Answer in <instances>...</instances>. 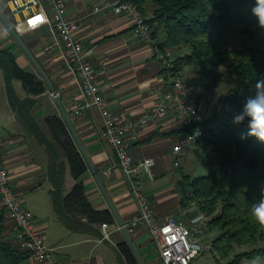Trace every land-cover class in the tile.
<instances>
[{
  "label": "crops",
  "instance_id": "crops-1",
  "mask_svg": "<svg viewBox=\"0 0 264 264\" xmlns=\"http://www.w3.org/2000/svg\"><path fill=\"white\" fill-rule=\"evenodd\" d=\"M14 1L21 0H0V14L13 28L15 22L22 20L25 15L21 12H11ZM101 1L64 0L66 19L76 20L80 24L75 35L95 67L100 89L109 108L127 118L138 117L148 111L154 100L167 90V78L155 57L154 46L155 42L164 41L165 33L161 28H157L153 33V42L141 43L132 33L131 23L126 15L114 14L111 11L96 14L91 12V6ZM144 11L152 10L145 7ZM42 25L18 36L36 66L48 79L52 91L32 60L21 50L0 21V49L10 48L16 63L26 72L36 75L45 85L43 94L30 96L24 92L21 84L15 83L17 80H10L17 99L28 100L29 116L36 124L34 128H29L17 115V108L15 111L11 108L0 70V153L10 177V185L23 202V206L34 215L36 228L41 229L46 246L50 249L49 260L41 264H48L53 260L62 264H80L86 260L88 264H125L123 256L116 248L120 241L126 242L125 237L87 165L85 173L81 176L86 198L94 208L106 209L112 215L113 221L106 223L109 239L99 242L101 223H85L87 228L84 230H72L64 226L52 210L50 192L53 188L48 182L46 171L47 154L39 138L42 135L44 141L56 146L43 119L47 115L61 118L59 108L55 104L57 99L70 119L73 131L121 223L126 225L136 212L134 199L117 165V158L110 144L101 137V120L95 109L88 110L74 120L70 118L73 103L82 98V92L77 78L68 69L61 52L58 49L43 51V46L54 38L49 27ZM175 56L179 57L178 54ZM53 93L57 96L53 97ZM23 105L25 107V104ZM181 129L176 114L168 112L166 118L150 122L138 139L132 142L130 155L135 162L143 158L153 160L150 166L153 178L150 180L142 171L140 177L142 192L149 198L156 216L162 218L171 215L181 224L187 225L189 217L197 208L194 206L195 200L186 199L180 193L178 180L181 174L193 178L188 171L192 156L196 155L193 151L196 146L183 147L180 153L173 154V147L183 135ZM56 148L60 153L59 159L64 163L61 188L64 195L72 187L73 179L68 172L63 152L58 146ZM80 221L85 222L83 219ZM4 226L12 228V234L15 236V230L7 219ZM127 234L143 264H162L154 241L143 228H135L133 233ZM14 243H18L17 240ZM22 264L35 263L27 258Z\"/></svg>",
  "mask_w": 264,
  "mask_h": 264
},
{
  "label": "trees",
  "instance_id": "trees-1",
  "mask_svg": "<svg viewBox=\"0 0 264 264\" xmlns=\"http://www.w3.org/2000/svg\"><path fill=\"white\" fill-rule=\"evenodd\" d=\"M130 1L142 11L151 8L152 20L165 33L164 41L156 42L157 48L163 50L178 44L189 48L174 59L175 73L196 59V80L204 90L221 83L228 85L209 117L182 126L181 134L201 129L196 152L205 155L211 170L193 178L181 174L179 191L184 198L195 200L208 216L205 229L216 233L211 247L217 259L229 260L226 264H240L243 259L264 258V229L250 218L251 204L259 199L264 186V143L255 137L240 138L248 131L247 120L233 123V116L241 110L246 98L255 95L256 82L264 79V28L251 13L255 0ZM232 37H242L240 47L229 48L228 39ZM0 70L11 108L14 111L17 108V115L25 125L34 128L28 100L17 99L10 80H19L30 96L43 94V81L20 67L10 48L0 49ZM43 120L52 141L63 152L73 179L70 190L62 195L64 163L56 146L44 141L41 135L39 142L45 147L48 160V182L53 188L50 200L54 214L64 226L76 231L87 228L85 223H111L110 212L94 208L86 198L81 181L86 164L64 121L56 115H47ZM5 220L0 210V264H22L29 258L28 252L21 250L19 242L14 243L13 234H4ZM246 246L252 248L229 259L235 248ZM116 248L125 264H137L125 241H120Z\"/></svg>",
  "mask_w": 264,
  "mask_h": 264
},
{
  "label": "built area",
  "instance_id": "built-area-1",
  "mask_svg": "<svg viewBox=\"0 0 264 264\" xmlns=\"http://www.w3.org/2000/svg\"><path fill=\"white\" fill-rule=\"evenodd\" d=\"M93 14L111 11L114 14H124L131 23L132 33L141 43L153 42L152 32L158 28L153 21V13L142 11L130 0H102L91 6ZM64 0H21L14 1L11 12L24 13V18L15 22L14 31L17 34L29 29L47 25L53 36V41L43 46V51L58 49L71 73L77 78L82 98L73 103L70 118L76 119L90 109H95L101 120V137L110 144L117 165L122 171L127 189L135 202L136 212L129 222L123 225L127 233H133L135 228H143L154 241L158 249V258L162 264H192L194 260L204 255H211V241L202 239L208 216L199 208L189 217L187 225L181 224L174 216L167 215L158 218L152 209L149 198L142 192L141 171L151 180L153 178L150 166L151 158H143L135 162L130 155L132 142L136 141L150 122L162 120L168 112L176 114L180 126L200 122L203 118L205 90L198 83H190L175 73L174 61L168 48L160 50L155 46V57L161 70L167 78V90L163 91L154 101L152 107L138 117H126L113 112L105 101L98 83L97 72L89 60L86 51L75 32L80 24L76 20L66 19ZM37 17L42 20L33 23ZM56 97V94H52ZM201 135V129L196 128L191 133H183L179 142L173 147V154H178L183 147L196 144ZM0 210L15 230V237L22 251H27L29 258L35 264L47 262L50 249L41 229L36 228L35 218L23 206L10 185V177L0 153ZM99 242L108 238L107 224L101 223ZM198 234V235H194ZM48 264H62L50 261ZM80 264H88L83 261Z\"/></svg>",
  "mask_w": 264,
  "mask_h": 264
},
{
  "label": "rangeland",
  "instance_id": "rangeland-1",
  "mask_svg": "<svg viewBox=\"0 0 264 264\" xmlns=\"http://www.w3.org/2000/svg\"><path fill=\"white\" fill-rule=\"evenodd\" d=\"M159 29V28H158ZM241 39L242 37H232L228 39V44H229V48L233 49V48H238L241 46ZM168 49L172 50L171 52V57L172 60L174 61V59L176 58V54L178 55H183L184 53H187L189 51V48L187 46H184L182 44H178V45H169ZM174 52V53H173ZM176 53V54H175ZM198 67V63L196 61V59L191 60L189 63L185 64L183 66V68L180 70V72H178L177 74L179 76H181L182 78H184L186 81L190 82V83H197L196 80V73L195 70H197ZM184 70V71H182ZM182 72L184 74H182ZM16 84L20 85V81H15ZM228 85L225 83H221L218 84L216 87H214L213 89L210 90H205V104H204V108H203V117L207 118L209 117V115L211 114V110L214 106L217 105L218 100L221 98V96L225 93V91L227 90ZM194 153H196V155L194 154L192 156V161L190 162V168H189V175L193 176V177H198L199 175H203L206 174L207 172H209L211 170V167L207 165L206 163V158L205 155L201 152H196V147H194L193 149ZM194 206L199 209L200 207H198L197 202H194ZM5 235H12V228H5ZM207 233H204V235L202 236V239L204 240H209L211 241L214 236H215V232H209L206 229L204 230ZM252 247L251 246H246V247H237L233 250V252L231 253L230 258H232V256L236 253H242V251H248L250 250ZM216 254V253H215ZM214 253H211V255H204L202 256V258H198L196 260L193 261L192 264H226L227 261L229 260H219L217 259L216 255ZM248 259H243L240 264H249Z\"/></svg>",
  "mask_w": 264,
  "mask_h": 264
},
{
  "label": "clouds",
  "instance_id": "clouds-1",
  "mask_svg": "<svg viewBox=\"0 0 264 264\" xmlns=\"http://www.w3.org/2000/svg\"><path fill=\"white\" fill-rule=\"evenodd\" d=\"M251 13L258 24L264 28V0H255ZM248 121V131L241 134V139L255 137L264 143V79L255 84V95L246 98L241 110L233 116V123ZM250 218L261 229H264V186H261L259 199L251 204ZM249 264H264V258L253 257Z\"/></svg>",
  "mask_w": 264,
  "mask_h": 264
},
{
  "label": "water",
  "instance_id": "water-1",
  "mask_svg": "<svg viewBox=\"0 0 264 264\" xmlns=\"http://www.w3.org/2000/svg\"><path fill=\"white\" fill-rule=\"evenodd\" d=\"M0 21L3 23L4 27L7 28V30H8L9 33H10V35L12 36L13 40H15V42H17V44L19 45V47L21 48V50H22V51H23V52L29 57V59L32 60V62L34 63L31 54L28 53V51H27V49L25 48L23 42L20 40L18 34L14 31V28L11 27V26L9 25V23L6 21V19H5V18L3 17V15H1V14H0ZM34 65L36 66L35 63H34ZM36 67H37V69H38V71H39V73H40L42 79H44V81L46 82V84H47L49 90L52 91V88H51L50 83H49L48 79L46 78V76L43 74V72L41 71V69H40L38 66H36ZM55 104H56V106H58L59 111H60V114H61V118L64 120V123H65V125H66V127H67V130H68V132H70V134H71V136H72V138H73L74 143L78 146L79 152H80L82 158H84L85 163H86V165H87V167H88V170H89L90 172H92V174H93V176H94V178H95L96 184L99 186V189H100V191H101L103 197L106 198V201H107V204H108L109 210L112 212L116 224H118V226L120 227V229H121V231H122V233H123V236L125 237L126 243H127L128 247H129L130 251H132V254H133V256L135 257V260H136L137 264H143V263H142V260H141V258H140V256H139V254H138V252H137V250H136L135 247L133 246V243H132L130 237L128 236V234H127V232H126L125 227L123 226V224L121 223L120 219L118 218V216H117V214H116V211H114V209H113V207H112V204H111L109 198L107 197L106 192H105V190L103 189V186L101 185V183H100V181H99V178H98V176H97V173L93 170V168H92V166H91V163H90V160L87 158V156H86V154H85V152H84V150H83L82 145H80V142H79V140H78V137H77L76 133L73 131V128H72V125H71L70 119L67 117L65 111L63 110L62 106L59 104V102H58L57 99L55 100ZM194 235H198V234H194Z\"/></svg>",
  "mask_w": 264,
  "mask_h": 264
},
{
  "label": "snow or ice",
  "instance_id": "snow-or-ice-1",
  "mask_svg": "<svg viewBox=\"0 0 264 264\" xmlns=\"http://www.w3.org/2000/svg\"><path fill=\"white\" fill-rule=\"evenodd\" d=\"M41 20H42L41 17H37L35 21H30V23H33L34 24L35 22H38V21H41Z\"/></svg>",
  "mask_w": 264,
  "mask_h": 264
}]
</instances>
